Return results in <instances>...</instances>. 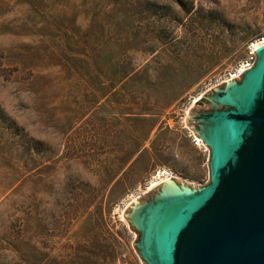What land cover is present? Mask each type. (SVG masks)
Returning a JSON list of instances; mask_svg holds the SVG:
<instances>
[{"label": "rangeland", "instance_id": "rangeland-1", "mask_svg": "<svg viewBox=\"0 0 264 264\" xmlns=\"http://www.w3.org/2000/svg\"><path fill=\"white\" fill-rule=\"evenodd\" d=\"M262 38L264 0H0V264H143L123 214L208 183L188 115Z\"/></svg>", "mask_w": 264, "mask_h": 264}, {"label": "water", "instance_id": "water-1", "mask_svg": "<svg viewBox=\"0 0 264 264\" xmlns=\"http://www.w3.org/2000/svg\"><path fill=\"white\" fill-rule=\"evenodd\" d=\"M239 79L188 115L208 150V183L169 178L123 214L143 264H264V44Z\"/></svg>", "mask_w": 264, "mask_h": 264}, {"label": "built area", "instance_id": "built-area-1", "mask_svg": "<svg viewBox=\"0 0 264 264\" xmlns=\"http://www.w3.org/2000/svg\"><path fill=\"white\" fill-rule=\"evenodd\" d=\"M264 44V38L260 39V40H255L254 42H252L250 44V46H248V58H247V61L239 66L237 69H235L232 73L228 74V77L225 79V81H228V80H233V79H239L241 74L246 70L248 69L249 67H251V65L254 63V60H255V55H254V48L256 46H259V45H262ZM243 70V71H242ZM225 81H221L220 84L224 83ZM195 144H201L199 140L195 139ZM161 175V177L165 174V172L163 173H159Z\"/></svg>", "mask_w": 264, "mask_h": 264}, {"label": "bare ground", "instance_id": "bare-ground-1", "mask_svg": "<svg viewBox=\"0 0 264 264\" xmlns=\"http://www.w3.org/2000/svg\"><path fill=\"white\" fill-rule=\"evenodd\" d=\"M243 71V70H242ZM196 102V101H195ZM203 144V143H202ZM165 178V177H164ZM161 179L160 181H156V182H153L149 188V191H151L152 189H154L157 185H159L162 181L164 180H167L168 178H165V179Z\"/></svg>", "mask_w": 264, "mask_h": 264}, {"label": "trees", "instance_id": "trees-1", "mask_svg": "<svg viewBox=\"0 0 264 264\" xmlns=\"http://www.w3.org/2000/svg\"><path fill=\"white\" fill-rule=\"evenodd\" d=\"M127 75H128V74L125 73L124 76H123V78L125 79V77H126Z\"/></svg>", "mask_w": 264, "mask_h": 264}]
</instances>
